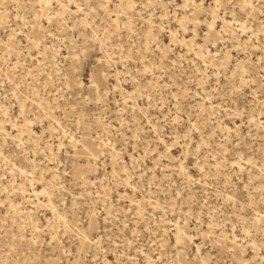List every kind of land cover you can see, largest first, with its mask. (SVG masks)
Instances as JSON below:
<instances>
[{
	"label": "rangeland",
	"instance_id": "1",
	"mask_svg": "<svg viewBox=\"0 0 264 264\" xmlns=\"http://www.w3.org/2000/svg\"><path fill=\"white\" fill-rule=\"evenodd\" d=\"M0 264H264V0H0Z\"/></svg>",
	"mask_w": 264,
	"mask_h": 264
}]
</instances>
